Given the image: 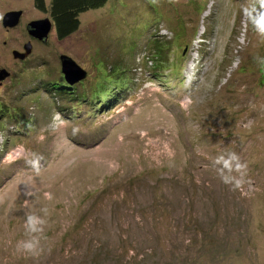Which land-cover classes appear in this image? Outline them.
I'll use <instances>...</instances> for the list:
<instances>
[{"label": "rangeland", "instance_id": "rangeland-1", "mask_svg": "<svg viewBox=\"0 0 264 264\" xmlns=\"http://www.w3.org/2000/svg\"><path fill=\"white\" fill-rule=\"evenodd\" d=\"M48 2L0 0V264H264V0H107L40 44Z\"/></svg>", "mask_w": 264, "mask_h": 264}, {"label": "trees", "instance_id": "trees-1", "mask_svg": "<svg viewBox=\"0 0 264 264\" xmlns=\"http://www.w3.org/2000/svg\"><path fill=\"white\" fill-rule=\"evenodd\" d=\"M107 0H49V18L51 19L52 23H53V32H54V36L57 40H63L65 39L67 36L71 35L77 28L78 23H77V17L79 14L97 8L99 6H101L104 2H106ZM148 1V0H146ZM36 2H38V6H40V9L43 8V1L42 0H36ZM146 19H148L146 17ZM149 20V19H148ZM99 68H103L100 66H96V68L94 70H99ZM82 71H84V68H81ZM261 69H264V67H262ZM110 72V71H109ZM259 73L264 74L263 72L259 71ZM61 74V73H60ZM62 79H63V75L61 74ZM86 76V75H85ZM118 76V75H117ZM117 76L110 74L108 78L110 82L113 81ZM105 79L99 80L103 81ZM82 81V80H81ZM97 83H95L96 85ZM67 85V84H66ZM82 87V83L79 84ZM112 85V84H111ZM68 88H66V90L68 91V89H70L69 85H67ZM115 88V86H113ZM74 87H72L73 89ZM101 89H105L101 90ZM113 88L109 85L104 86H100V88L98 89L99 92H105L107 91V94H111ZM63 94H65L67 96V98H69V104L66 106L65 104H60L61 108H67L68 106L71 105V102L74 101L75 102V98H73L71 94H74V91H69V93H63L62 95L59 96V102L62 101V98L65 97ZM99 95V94H98ZM61 98V99H60ZM102 97L101 95L97 98L95 97L91 103H89L91 105L90 109L91 111H98L99 110V106L102 105ZM104 104H106V102H104ZM99 107V108H98ZM60 112L61 109H59ZM74 114V113H72ZM95 114V113H94ZM12 115H8L7 118H11ZM13 121V118H12ZM18 120L15 119V123H17ZM23 122L20 121L18 122L16 125L17 126H22ZM24 126V125H23ZM22 126V127H23ZM0 127L1 129H3L5 127L4 124L0 123Z\"/></svg>", "mask_w": 264, "mask_h": 264}, {"label": "water", "instance_id": "water-1", "mask_svg": "<svg viewBox=\"0 0 264 264\" xmlns=\"http://www.w3.org/2000/svg\"><path fill=\"white\" fill-rule=\"evenodd\" d=\"M20 15H21V12L19 11L5 12L0 19L1 27L3 29L14 28L18 24ZM51 29H52L51 21L48 18L39 19L36 21H29L25 25V30H26L25 32L29 34L30 36L36 38L39 42H43V43L46 42L47 36ZM29 48H30L29 44L25 43L22 46L23 53L12 51L11 55L14 59L21 60L28 54ZM59 70H60V73L63 75L64 81L68 83L69 86L83 79L85 75V74H81L80 72H78L73 62L65 55L59 56ZM6 76H7V73L3 69H0V80H3Z\"/></svg>", "mask_w": 264, "mask_h": 264}, {"label": "clouds", "instance_id": "clouds-1", "mask_svg": "<svg viewBox=\"0 0 264 264\" xmlns=\"http://www.w3.org/2000/svg\"><path fill=\"white\" fill-rule=\"evenodd\" d=\"M61 55H63V54H61ZM104 105L105 104H102L100 106L99 110L101 108H104ZM41 223H42V221L38 217H36V216H28V218H27V224H28V226H29V228H30L31 231H36L37 230V226L39 224H41ZM34 247H35V242H29V243L24 244V248L27 249V250H33Z\"/></svg>", "mask_w": 264, "mask_h": 264}, {"label": "flooded vegetation", "instance_id": "flooded-vegetation-1", "mask_svg": "<svg viewBox=\"0 0 264 264\" xmlns=\"http://www.w3.org/2000/svg\"><path fill=\"white\" fill-rule=\"evenodd\" d=\"M43 1V0H42ZM33 2H34V5H33V7L35 8V10H37L38 12H40V13H44L45 12V9H44V6H43V8L42 9H40V6H38V2H36V0H33ZM48 7H49V2H48ZM40 18H37V19H34V20H32V21H36V20H39ZM50 19V18H49ZM50 21H51V19H50ZM51 25H52V30H53V23H52V21H51ZM50 33V32H49ZM36 41V40H35ZM47 41V40H46ZM37 43H40V44H45V43H43V42H37Z\"/></svg>", "mask_w": 264, "mask_h": 264}, {"label": "bare ground", "instance_id": "bare-ground-1", "mask_svg": "<svg viewBox=\"0 0 264 264\" xmlns=\"http://www.w3.org/2000/svg\"><path fill=\"white\" fill-rule=\"evenodd\" d=\"M29 35V34H28ZM30 36V35H29ZM31 38H33V39H36V38H34V37H32V36H30ZM37 40V39H36ZM22 60V59H21ZM67 85H68V83H66Z\"/></svg>", "mask_w": 264, "mask_h": 264}]
</instances>
